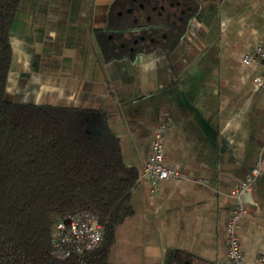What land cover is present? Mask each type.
<instances>
[{"label": "crops", "instance_id": "0c3cea01", "mask_svg": "<svg viewBox=\"0 0 264 264\" xmlns=\"http://www.w3.org/2000/svg\"><path fill=\"white\" fill-rule=\"evenodd\" d=\"M113 1L21 0L5 98L101 123L138 177L164 127V164L178 177L135 184L109 264H231L232 191L260 167L237 224L253 264L264 256V61L244 58L264 46V0H137L128 35L145 29L152 46L119 57L101 40Z\"/></svg>", "mask_w": 264, "mask_h": 264}, {"label": "trees", "instance_id": "16d2710c", "mask_svg": "<svg viewBox=\"0 0 264 264\" xmlns=\"http://www.w3.org/2000/svg\"><path fill=\"white\" fill-rule=\"evenodd\" d=\"M20 2L0 0V264H109L106 243L126 213L138 174L125 165L116 138L101 123L69 108L5 98L10 31ZM135 3L125 0L110 14V32L114 38L125 33L127 46L134 31L125 17ZM115 8L121 23L114 20ZM106 34L103 47L119 57ZM77 211L97 214L105 237L85 256L66 257L53 247L51 227Z\"/></svg>", "mask_w": 264, "mask_h": 264}, {"label": "built area", "instance_id": "2783aa9c", "mask_svg": "<svg viewBox=\"0 0 264 264\" xmlns=\"http://www.w3.org/2000/svg\"><path fill=\"white\" fill-rule=\"evenodd\" d=\"M264 61V46L244 58L246 64ZM259 88L264 93V82H259ZM164 127L155 135L151 152L136 183L142 179L156 185L161 180L174 179L178 175L169 170L164 164ZM261 173L260 167H255L252 175L234 188L232 194L237 198L238 207L229 215L226 222L228 235V257L231 264H247L237 233L239 219L246 214L240 196L251 189L255 178ZM105 237V226L100 217L91 211H77L59 218L51 227L52 244L55 249L64 251L66 257L76 255L83 257L98 249ZM253 264H264V256H259Z\"/></svg>", "mask_w": 264, "mask_h": 264}, {"label": "flooded vegetation", "instance_id": "af4514ba", "mask_svg": "<svg viewBox=\"0 0 264 264\" xmlns=\"http://www.w3.org/2000/svg\"><path fill=\"white\" fill-rule=\"evenodd\" d=\"M125 1V0H114L112 5H111V8H110V12H109V16H108V28L105 30V31H102L101 34H105V32L107 31V34H106V38H107V44L109 43V47H112L114 48L115 46H118V49L120 48H125L127 45H126V34H121L120 32L117 33L116 35L118 36L117 38H114V34L110 32L109 30V20H110V14L111 12L113 11V8L116 7V6H120L122 4V2ZM133 1H137V0H133ZM133 8H128L127 9V12L128 11H131ZM122 14V12L118 9L115 8V14L113 15L114 16V20H116L117 22H119V18H120V15ZM121 23V22H119ZM142 28V27H141ZM143 32L146 34L145 36H143ZM149 33H146V30L143 29L141 30L140 34L139 35H132L133 36V39L131 40L132 41V45L129 46V49H137V50H148L150 49V47L152 46V37L148 35ZM110 41H112L110 43Z\"/></svg>", "mask_w": 264, "mask_h": 264}]
</instances>
